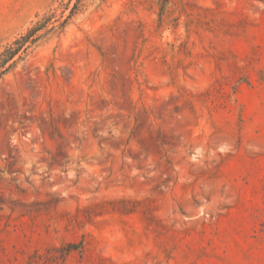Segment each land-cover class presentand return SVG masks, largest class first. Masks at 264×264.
<instances>
[{
  "label": "rangeland",
  "instance_id": "374dc122",
  "mask_svg": "<svg viewBox=\"0 0 264 264\" xmlns=\"http://www.w3.org/2000/svg\"><path fill=\"white\" fill-rule=\"evenodd\" d=\"M0 264H264V0H0Z\"/></svg>",
  "mask_w": 264,
  "mask_h": 264
}]
</instances>
